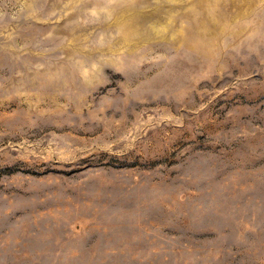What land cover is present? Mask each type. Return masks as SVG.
<instances>
[{
    "label": "rangeland",
    "instance_id": "obj_1",
    "mask_svg": "<svg viewBox=\"0 0 264 264\" xmlns=\"http://www.w3.org/2000/svg\"><path fill=\"white\" fill-rule=\"evenodd\" d=\"M0 264H264V0H0Z\"/></svg>",
    "mask_w": 264,
    "mask_h": 264
}]
</instances>
